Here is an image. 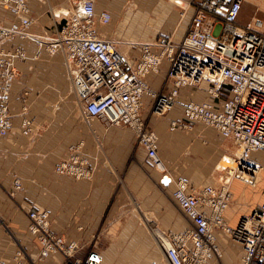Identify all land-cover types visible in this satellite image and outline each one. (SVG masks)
<instances>
[{
  "label": "crops",
  "instance_id": "obj_1",
  "mask_svg": "<svg viewBox=\"0 0 264 264\" xmlns=\"http://www.w3.org/2000/svg\"><path fill=\"white\" fill-rule=\"evenodd\" d=\"M93 1L97 13L106 11L110 15L108 22L96 24L98 34L116 42L131 59L138 58L140 50L129 43L152 41L164 33L179 41L194 14L192 0ZM27 2L34 19L27 31L42 36L62 28L79 0ZM243 9L237 18L239 25L258 17L247 19ZM15 19L6 6H0L1 25ZM12 47L23 50L25 58L14 61L16 79L6 94L11 129L0 136V259L11 261L22 248L37 260L36 264H61L60 255L38 260L39 245L28 233L27 212L45 210L53 232L88 247L77 253L80 257L91 247L101 264H160V258L166 257L153 228L171 234L190 228L172 196L174 184L159 185L161 171L152 165L131 128L85 115L60 51L49 53L32 40L15 36L0 43V53ZM167 68L168 63L163 61L158 72L147 76L152 89L168 91L171 83L165 79ZM208 86L203 82L200 88H179L178 104L165 115L154 116L147 105L143 108L147 128L157 137L163 168L188 176L197 189L213 179L218 182L221 175L213 174L225 164L224 157L235 162L230 157L232 142L202 122H193L187 129H169L172 120L185 121L182 103L211 97L205 91ZM228 93V85H223L213 98L220 101ZM23 105L27 106L26 113ZM24 117L31 121L30 136L21 133ZM79 142L90 157L91 178L74 180L57 175L56 163L70 145ZM252 157L264 165V153L256 152ZM15 179L20 181L19 189L14 188ZM230 190L232 202L224 217L233 226L264 199V173L255 187L232 179ZM136 212L138 219L133 214ZM215 236L221 256L209 264H238L242 247L221 230H216Z\"/></svg>",
  "mask_w": 264,
  "mask_h": 264
},
{
  "label": "built area",
  "instance_id": "obj_2",
  "mask_svg": "<svg viewBox=\"0 0 264 264\" xmlns=\"http://www.w3.org/2000/svg\"><path fill=\"white\" fill-rule=\"evenodd\" d=\"M160 1V0H157ZM244 0H192L194 14L184 36L175 41L171 34L152 41L134 43L140 55L131 59L119 50L116 42L98 34L96 24L110 20L108 12L97 13L93 0H79L59 30L35 36L27 31L34 19L29 15L27 0H0L16 17L9 25L0 24V43L11 37L34 41L49 53L60 51L70 77L77 102L87 117H104L111 124L131 128L137 143L145 149L152 165L161 171L159 183L174 184L172 196L190 224L185 232L163 237L169 244L165 257L169 264H209L221 256L215 231L221 230L243 249L238 264H264V199L249 214L230 225L224 217L232 202L230 182L233 179L255 187L262 178L264 165L252 157L264 153V19L252 17L244 25L237 23ZM25 58L19 48L0 53V136L11 129L7 91L16 79L15 59ZM168 63L165 79L167 92L154 90L147 76ZM211 96L181 104L185 121L172 120L169 129H187L202 122L233 144L235 165L218 178V187H192L190 178L165 170L157 154V137L147 128L143 108L151 115L167 114L178 104L179 88H200ZM223 85L229 93L220 101L213 97ZM147 102V103H146ZM23 113L27 106H22ZM21 133L30 136L31 121L24 117ZM83 143L72 144L56 163L57 175L74 180L90 179L93 168ZM226 168V167H225ZM223 169H221L222 171ZM14 188L20 181L14 180ZM28 233L39 250L37 259L62 256L61 264H101L98 254L77 255L81 244L56 234L51 229L49 213L29 210ZM161 235H158L159 243ZM20 248L11 261L0 264H34Z\"/></svg>",
  "mask_w": 264,
  "mask_h": 264
},
{
  "label": "rangeland",
  "instance_id": "obj_3",
  "mask_svg": "<svg viewBox=\"0 0 264 264\" xmlns=\"http://www.w3.org/2000/svg\"><path fill=\"white\" fill-rule=\"evenodd\" d=\"M133 3H134V1H133ZM190 5H192V4H190ZM193 6V5H192ZM244 9H243V13L244 12H246L245 13V17L248 19L251 15H256V16H258L259 18H261V19H264V2H263V0H249V3H245L244 5ZM194 7V6H193ZM189 26V25H188ZM164 34H170V33H164ZM163 35V34H162ZM156 136V135H155ZM230 157H233V154L232 155H230ZM224 160H225V164H223V167L222 166H218L217 167V170H215L214 171V174L213 175H216V176H219V175H226V174H228V172L230 171V167H233L234 165H235V162L234 163H232L231 162V160L228 158V157H224L223 158ZM223 163V162H222ZM221 164V163H220ZM219 164V165H220ZM222 167V168H221ZM226 167V168H225ZM221 169H223L222 171H221ZM217 171V172H216ZM216 172V173H215ZM159 185H161L160 183H159ZM207 185H212V186H217L218 187V185H219V183L217 182H215V180L213 179V181H212V183H210V184H207ZM136 211V210H135ZM139 212H136V213H133L134 214V216H135V218L136 219H138V214ZM154 229V231H155V233L157 234V239L159 240V238H158V235H161L162 237H166V236H168V234H171V233H165V232H163V231H160V230H158V229H156L155 227L153 228ZM159 242V241H158ZM159 244V243H158ZM84 248H88V247H86L84 244H81V248H80V250L79 251H81L82 249L84 250ZM88 252H93V253H95V251L90 247L88 250H86V254L88 253ZM97 253V252H96ZM27 256V255H26ZM14 257V256H13ZM27 257H29V256H27ZM29 258H31V257H29ZM13 259V258H12ZM31 259H33V258H31ZM37 261V260H36ZM36 261H35V263L34 264H36ZM159 263L160 264H168V262L166 261V259L164 258V256H162L161 258H160V260H159Z\"/></svg>",
  "mask_w": 264,
  "mask_h": 264
},
{
  "label": "bare ground",
  "instance_id": "obj_4",
  "mask_svg": "<svg viewBox=\"0 0 264 264\" xmlns=\"http://www.w3.org/2000/svg\"><path fill=\"white\" fill-rule=\"evenodd\" d=\"M162 243H160V247L163 249V251L165 250V247H167L169 244L167 243L166 239L163 238V240H161Z\"/></svg>",
  "mask_w": 264,
  "mask_h": 264
}]
</instances>
